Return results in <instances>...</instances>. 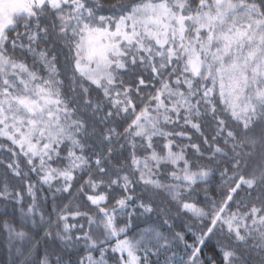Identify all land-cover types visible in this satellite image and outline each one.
I'll list each match as a JSON object with an SVG mask.
<instances>
[{
  "label": "snow or ice",
  "instance_id": "6c2138e0",
  "mask_svg": "<svg viewBox=\"0 0 264 264\" xmlns=\"http://www.w3.org/2000/svg\"><path fill=\"white\" fill-rule=\"evenodd\" d=\"M0 240L264 264V0H0Z\"/></svg>",
  "mask_w": 264,
  "mask_h": 264
},
{
  "label": "trees",
  "instance_id": "16d2710c",
  "mask_svg": "<svg viewBox=\"0 0 264 264\" xmlns=\"http://www.w3.org/2000/svg\"><path fill=\"white\" fill-rule=\"evenodd\" d=\"M217 191H218V183H217V185H213L212 188H211V192L212 193H215ZM199 198H200L201 201H203V198H204V192L203 191H201L199 193ZM217 198H219V197H217ZM180 226L181 225L178 222L177 223V228H180ZM188 240H189V242H192V236H191V234L188 235ZM213 243H215V240H213V241L210 242V244H213ZM205 251L207 252L208 249H205ZM6 260H7L6 249L3 246L2 240H0V264H2V262L3 261H6Z\"/></svg>",
  "mask_w": 264,
  "mask_h": 264
}]
</instances>
